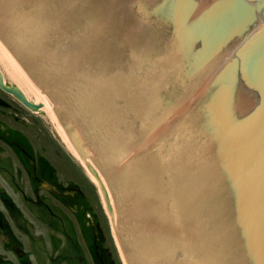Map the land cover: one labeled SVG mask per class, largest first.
<instances>
[{
	"label": "water",
	"instance_id": "1",
	"mask_svg": "<svg viewBox=\"0 0 264 264\" xmlns=\"http://www.w3.org/2000/svg\"><path fill=\"white\" fill-rule=\"evenodd\" d=\"M11 2H17L11 21L14 14L63 17L59 26L38 22L31 30L51 72L38 54H21L27 44L3 22L0 44L50 101L55 119L57 97L81 117L71 108L57 115L80 154V127L99 160L107 161L113 144L106 179L96 176L127 263L264 264V0H0V6ZM157 41V56L140 52ZM172 72L171 83L156 86ZM134 75L152 83L141 89ZM78 90L100 94L81 106L86 116L76 109L88 93ZM10 92L34 107L19 89ZM92 98L114 120L106 134L97 131L94 117L103 109Z\"/></svg>",
	"mask_w": 264,
	"mask_h": 264
},
{
	"label": "flooded vegetation",
	"instance_id": "2",
	"mask_svg": "<svg viewBox=\"0 0 264 264\" xmlns=\"http://www.w3.org/2000/svg\"><path fill=\"white\" fill-rule=\"evenodd\" d=\"M42 111L0 85V264H113L99 251L98 218L85 211L82 174L67 180L66 152Z\"/></svg>",
	"mask_w": 264,
	"mask_h": 264
},
{
	"label": "rangeland",
	"instance_id": "3",
	"mask_svg": "<svg viewBox=\"0 0 264 264\" xmlns=\"http://www.w3.org/2000/svg\"><path fill=\"white\" fill-rule=\"evenodd\" d=\"M6 61L1 60L0 59V64L3 66V70L5 72H9V67L7 65V63H5ZM4 63V65H3ZM7 69V70H6ZM15 83V82H14ZM53 131V130H52ZM54 132V131H53ZM69 152V151H68ZM67 154V152H66ZM67 159L71 160V158L68 156L67 154ZM74 161V160H72ZM72 165L68 162L67 160V165L65 168L66 171V178L67 180H76L75 175H73L74 170L73 169H78L79 172L83 173L82 175V188H83V192H84V200L85 202H88V208H92V212L97 214L98 216V221L100 224V228L103 230V235L104 238L102 240V238H100L99 240V251L104 248L107 249L108 251H104L103 255H105L106 260L105 263H111V261L113 262V264H121L118 252L116 250L115 247V243L112 239V236L110 234L109 231V222H108V218L105 215L104 209H103V201H102V195L101 192L99 191L98 188H96V186L94 184L91 183L90 179L87 177V175L85 174V172L83 170L80 169V167L75 163V162H71ZM84 251L86 252V247L83 245ZM107 252L110 253V258L107 259ZM86 254V253H85ZM99 257L100 256V252H99ZM100 260H97L95 262V264H100L99 262Z\"/></svg>",
	"mask_w": 264,
	"mask_h": 264
},
{
	"label": "bare ground",
	"instance_id": "4",
	"mask_svg": "<svg viewBox=\"0 0 264 264\" xmlns=\"http://www.w3.org/2000/svg\"><path fill=\"white\" fill-rule=\"evenodd\" d=\"M0 59L6 61L8 67H9V79L14 80L16 84L24 91V93L27 95L28 98L35 102H42L44 104V111L48 115L49 120L51 121L52 125L54 126V129L56 131V134L60 138V140L65 144L67 150H69L72 155L74 156V159H76L84 169V171L87 173V175L91 178L92 182L101 189L99 179L96 175L92 174L91 171L88 170V165L84 164L76 155L75 153L70 149L68 144L66 143L64 137L62 136L61 132L59 131L57 127V121L55 117L53 116L52 112L50 111L49 107L47 104L50 103V101L45 98L40 96L39 94L36 93V91L24 80V78L17 72V70L13 67V65L9 62L1 44H0Z\"/></svg>",
	"mask_w": 264,
	"mask_h": 264
}]
</instances>
